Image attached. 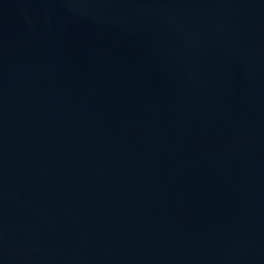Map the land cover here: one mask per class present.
I'll return each instance as SVG.
<instances>
[{
  "label": "water",
  "instance_id": "1",
  "mask_svg": "<svg viewBox=\"0 0 264 264\" xmlns=\"http://www.w3.org/2000/svg\"><path fill=\"white\" fill-rule=\"evenodd\" d=\"M0 264H264V0H0Z\"/></svg>",
  "mask_w": 264,
  "mask_h": 264
}]
</instances>
